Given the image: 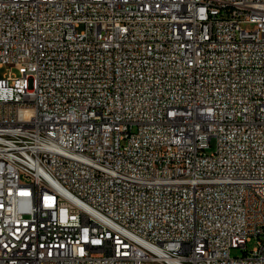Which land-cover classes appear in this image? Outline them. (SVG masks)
I'll use <instances>...</instances> for the list:
<instances>
[{"label": "built area", "instance_id": "built-area-1", "mask_svg": "<svg viewBox=\"0 0 264 264\" xmlns=\"http://www.w3.org/2000/svg\"><path fill=\"white\" fill-rule=\"evenodd\" d=\"M4 66L0 264H264V0H0Z\"/></svg>", "mask_w": 264, "mask_h": 264}, {"label": "rangeland", "instance_id": "rangeland-1", "mask_svg": "<svg viewBox=\"0 0 264 264\" xmlns=\"http://www.w3.org/2000/svg\"><path fill=\"white\" fill-rule=\"evenodd\" d=\"M242 27H243V28H249L248 25H242ZM5 67H6V66H4V67H2V68L0 69V74L5 70ZM255 244H256V242H255V239L253 238V239H251L250 241H248V242L246 243L245 249H244V248H241V247L232 248V249H231V255H233V256H235V255L240 256V255H242L245 251H248V252H249V251L255 246Z\"/></svg>", "mask_w": 264, "mask_h": 264}]
</instances>
